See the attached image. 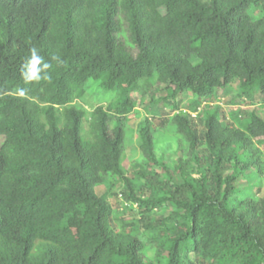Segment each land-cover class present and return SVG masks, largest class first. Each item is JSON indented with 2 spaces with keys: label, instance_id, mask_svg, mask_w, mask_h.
<instances>
[{
  "label": "trees",
  "instance_id": "1",
  "mask_svg": "<svg viewBox=\"0 0 264 264\" xmlns=\"http://www.w3.org/2000/svg\"><path fill=\"white\" fill-rule=\"evenodd\" d=\"M33 47L42 79L26 81ZM93 82L117 96L89 112ZM156 82L172 107L145 118L147 168L129 173L121 121ZM228 87L249 107L232 119ZM257 104L264 0H0V264H264ZM167 135L187 156L174 170L156 152Z\"/></svg>",
  "mask_w": 264,
  "mask_h": 264
},
{
  "label": "rangeland",
  "instance_id": "2",
  "mask_svg": "<svg viewBox=\"0 0 264 264\" xmlns=\"http://www.w3.org/2000/svg\"><path fill=\"white\" fill-rule=\"evenodd\" d=\"M153 90H150L144 94V98L146 100L142 105L135 108V110L130 114V119L127 121L122 120L121 125L125 128L127 127V138H126V148H125V165L127 168V171L130 172H139L143 171L145 168H147L146 160L143 157L141 150L138 146V137L141 130V125L145 123V118H150L152 122L158 126L161 119L164 115H167L172 107V104L167 105L166 102L162 99L167 94V91L164 89L165 86L161 83H154L152 85ZM164 89V90H163ZM163 90V91H162ZM152 94L155 95V98L158 100V102H155L151 96ZM237 90L232 87H228L227 89H222L220 91L219 95V105L222 107V111L226 115L228 119H232L235 116H239L243 109L249 108L246 107L245 101L242 100L237 96ZM117 96V92H106L98 83H92L90 88L87 91V95L84 99H81L80 102L85 105L89 112L93 111L97 106L99 105H105L108 106L111 101H113ZM134 98H139V94L137 91L133 92L132 95ZM183 102V107L188 108L190 100L193 99L192 94L185 93L178 97ZM263 100V94L261 92H258L255 95L254 101L257 103L262 102ZM170 103H173L172 101H169ZM251 107V106H250ZM253 107H256L258 109V112L260 115H264V105L257 104ZM174 113V112H173ZM173 113L171 115H173ZM126 122V123H125ZM126 125V126H125ZM84 128L88 129V122L85 121L83 124ZM86 136V132H84ZM172 135H167L163 140H161L158 143L157 147V155L158 158L162 159L163 162H165L170 168L173 170L178 167V165L181 163L182 159L187 158L185 152L181 150L179 147V143L177 140L172 138ZM5 140L4 137L1 138V142L3 143ZM264 148V146H262ZM157 172L162 173V166L160 164H157L153 167ZM232 168H228L226 172H231ZM196 176H200V174L195 173ZM177 179H181L178 176H176ZM259 178L263 179L261 187L254 186L252 189V193L255 194L258 197L264 196V175L259 174ZM244 179L242 182L246 185L248 182H245ZM121 189V188H120ZM118 189V191L120 190ZM97 193L99 195H104L108 188L107 186H100L96 189ZM122 203L120 205H114L116 213L124 212L123 215L125 217H136L137 212L139 211V205L138 204H132L131 202H128L124 200V197H122ZM162 213V210L158 211V214L160 215Z\"/></svg>",
  "mask_w": 264,
  "mask_h": 264
},
{
  "label": "clouds",
  "instance_id": "3",
  "mask_svg": "<svg viewBox=\"0 0 264 264\" xmlns=\"http://www.w3.org/2000/svg\"><path fill=\"white\" fill-rule=\"evenodd\" d=\"M44 58L39 55L38 49L32 48L30 57L27 59L24 67L28 69V75L25 76L26 81L36 80L39 81L42 78L36 75L37 66L41 63V61ZM53 59H58V57L53 56ZM45 67H48L47 64H45ZM47 79V77L43 78Z\"/></svg>",
  "mask_w": 264,
  "mask_h": 264
}]
</instances>
